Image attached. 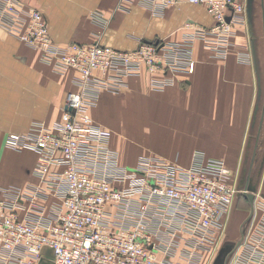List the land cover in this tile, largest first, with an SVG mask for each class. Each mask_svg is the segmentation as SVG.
I'll list each match as a JSON object with an SVG mask.
<instances>
[{
	"label": "crops",
	"instance_id": "obj_1",
	"mask_svg": "<svg viewBox=\"0 0 264 264\" xmlns=\"http://www.w3.org/2000/svg\"><path fill=\"white\" fill-rule=\"evenodd\" d=\"M17 1L21 9L42 13L58 44L98 42L133 50L142 41L179 43L191 25L213 22L204 6L188 2L153 14L136 0ZM240 1L246 23L237 26L227 58H211L203 42L195 40L193 72L173 74V84L161 90L150 89V75L142 71L118 92L83 91L76 70L56 72L43 62L40 50L0 25V198L16 188L23 204L20 217L35 211L28 196L38 186L48 191L34 172L37 155L5 148L4 138L35 124L49 126L60 117L67 93L85 92L94 100L92 118L112 131L110 145L121 167L134 168L155 154L185 167L202 154L222 160L242 190L232 200L224 230L214 232L208 247L197 246L178 226L179 219L159 218L149 210V244L159 262L213 264L224 246L238 244L254 211L257 218L263 214L254 200L264 201V0ZM241 51H248L250 62L238 60ZM36 199L43 219H53L61 200L51 194Z\"/></svg>",
	"mask_w": 264,
	"mask_h": 264
},
{
	"label": "built area",
	"instance_id": "obj_2",
	"mask_svg": "<svg viewBox=\"0 0 264 264\" xmlns=\"http://www.w3.org/2000/svg\"><path fill=\"white\" fill-rule=\"evenodd\" d=\"M136 1L153 14L178 2L200 4L213 22L191 25L179 43L142 41L133 50L98 42L58 44L42 13L21 9L17 0H0V25L40 50L43 62L56 72L76 70L83 91L96 95L99 89L120 91L142 71L150 75V89L161 90L173 84V74L193 72L195 40L203 42L211 58L225 59L234 48L237 26L246 23L240 0ZM237 56L250 62L248 51ZM91 104L85 92H69L60 117L49 126L40 123L6 134L5 148L37 155L34 172L48 191L38 186L31 192L35 211L23 217L19 190L9 188L0 198V264H162L149 244V210L159 218L179 219L178 226L197 246L208 247L214 232L224 230L232 200L242 191L225 163L196 154L194 163L183 167L155 154L134 168L121 167L110 145L112 132L92 118ZM45 194L61 200L51 220L43 219V209L33 202ZM254 201L263 214L257 218L254 211L245 222L242 239L226 250L224 264H264V201ZM44 247L52 249V259Z\"/></svg>",
	"mask_w": 264,
	"mask_h": 264
},
{
	"label": "water",
	"instance_id": "obj_3",
	"mask_svg": "<svg viewBox=\"0 0 264 264\" xmlns=\"http://www.w3.org/2000/svg\"><path fill=\"white\" fill-rule=\"evenodd\" d=\"M231 245L224 246L216 256L213 264H224L225 261V255H226V250L229 249ZM43 253H47V256L50 257L51 259L53 258V252L51 248L44 247L42 250ZM42 264H53L52 261H41Z\"/></svg>",
	"mask_w": 264,
	"mask_h": 264
},
{
	"label": "rangeland",
	"instance_id": "obj_4",
	"mask_svg": "<svg viewBox=\"0 0 264 264\" xmlns=\"http://www.w3.org/2000/svg\"><path fill=\"white\" fill-rule=\"evenodd\" d=\"M112 132V131H111Z\"/></svg>",
	"mask_w": 264,
	"mask_h": 264
}]
</instances>
